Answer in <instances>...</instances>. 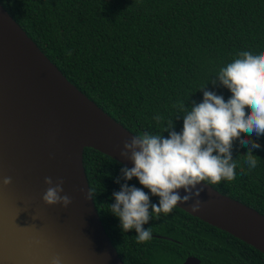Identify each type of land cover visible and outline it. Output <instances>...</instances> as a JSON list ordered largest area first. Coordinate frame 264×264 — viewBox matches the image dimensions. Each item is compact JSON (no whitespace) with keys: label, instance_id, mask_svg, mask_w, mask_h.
Wrapping results in <instances>:
<instances>
[{"label":"trees","instance_id":"trees-1","mask_svg":"<svg viewBox=\"0 0 264 264\" xmlns=\"http://www.w3.org/2000/svg\"><path fill=\"white\" fill-rule=\"evenodd\" d=\"M0 3L73 85L134 135L164 134L169 121L180 132L181 102L188 108L202 102L206 86L227 101L231 92L211 83L220 69L239 52H264V0ZM247 138L261 145L253 151L256 168L249 170L244 163L248 147L237 140L236 179L209 185L264 215V136ZM122 166L93 148L84 150L96 208L124 264H183L188 257L201 264H264L263 252L177 206L153 215L145 225L152 239L136 243L135 230L124 233L109 208L121 187L116 180ZM128 183L142 187L135 179Z\"/></svg>","mask_w":264,"mask_h":264},{"label":"water","instance_id":"water-1","mask_svg":"<svg viewBox=\"0 0 264 264\" xmlns=\"http://www.w3.org/2000/svg\"><path fill=\"white\" fill-rule=\"evenodd\" d=\"M79 98L123 143L133 137L65 77L0 3V181L13 180L9 187L0 183V264H53L55 258L59 264H124L88 197L84 150L93 148L124 166L132 164L120 157L122 150L81 147ZM37 119L44 127L33 136L24 128L36 126ZM49 176L64 180V194L73 201L69 208L44 204V178ZM207 187L243 210L232 218L217 214L210 204H224H208L203 195L198 213L188 205L177 207L260 250L264 215ZM183 264L201 261L188 257Z\"/></svg>","mask_w":264,"mask_h":264},{"label":"clouds","instance_id":"clouds-1","mask_svg":"<svg viewBox=\"0 0 264 264\" xmlns=\"http://www.w3.org/2000/svg\"><path fill=\"white\" fill-rule=\"evenodd\" d=\"M217 82L231 92L230 98L225 101L206 86L201 90L202 102H193L191 108L181 102L184 114L180 132L169 121L164 134L145 132L124 141L120 157L130 161L132 167H121V177L116 180L121 187L113 193L115 202L109 208L124 233L135 230L138 244L152 239V230L145 225L153 215L171 213L178 204L188 205L198 213L202 193L209 184L236 179L239 161L233 158L235 141L248 147L243 156L249 170L257 166L258 157L253 151L261 145L247 137L264 136V52H239L211 81L214 86ZM161 119L159 115L155 117L157 123ZM240 172H244L243 167ZM121 179L125 182L121 183ZM134 179L142 187L130 186L128 182ZM0 183L9 187L13 180L4 177ZM44 183V204L69 208L73 201L64 194V180L54 181L49 176ZM88 197L93 199L91 191ZM153 197L158 198V203L152 202ZM53 264H59V258Z\"/></svg>","mask_w":264,"mask_h":264},{"label":"bare ground","instance_id":"bare-ground-1","mask_svg":"<svg viewBox=\"0 0 264 264\" xmlns=\"http://www.w3.org/2000/svg\"><path fill=\"white\" fill-rule=\"evenodd\" d=\"M36 102L34 103L35 106ZM79 110L82 114L79 115V143L81 147L83 146H103L106 145L108 147H112L116 150H123L121 147L123 146V141L113 132L111 129L107 127V125L98 117H96L95 112H93L92 107L85 103L80 98L78 99ZM33 108V105H31ZM85 107V109H84ZM31 108V109H32ZM87 113V114H83ZM31 115H28L27 118L31 119ZM37 124L28 125L24 128L25 131L29 132L31 135L35 136V134L39 131V128H43V120L37 119ZM121 148V149H120ZM202 195L205 198V201L210 204L213 203L214 200L219 204L222 202L224 205L215 206L214 204H210V209L217 214L225 215L227 217H235L239 215L238 213L243 210L239 205L232 202L231 200L219 197L214 193L209 187L205 188L204 193ZM202 200V199H201ZM203 201V200H202ZM225 206V208H224ZM261 251L264 252V243L259 245Z\"/></svg>","mask_w":264,"mask_h":264}]
</instances>
